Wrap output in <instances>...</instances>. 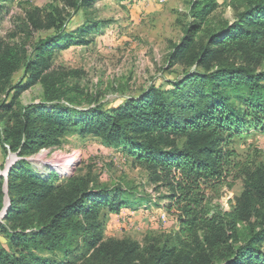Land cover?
<instances>
[{
    "label": "trees",
    "instance_id": "trees-1",
    "mask_svg": "<svg viewBox=\"0 0 264 264\" xmlns=\"http://www.w3.org/2000/svg\"><path fill=\"white\" fill-rule=\"evenodd\" d=\"M206 3L198 0L192 4L196 18L204 22L217 7ZM231 7L238 19L233 28L225 23L198 52L189 54L194 49L192 41L173 56L175 61H190V66L202 67L207 73L169 81L166 91L154 89L143 99L109 109L79 111L57 104L49 112L46 103L25 107L20 110L23 119H17L3 138L11 152L23 157L51 147L65 134L94 135L110 146L132 148L140 162L152 170L160 169L154 180L178 175L174 176L178 179L174 189L179 195L169 198L174 201L170 207L180 211L175 243L141 248L127 241H104L99 232V208L118 212L131 204V197L125 198L127 191L98 193L72 177L57 183L58 175L54 181H45L19 161L7 178L0 175V211L7 199L11 203L0 223L1 233L10 239L6 247L0 246V264H264V168L249 175L244 193L230 210L212 204L204 194L209 187L221 186L242 166L233 164L238 156L235 151L222 149L227 143L224 138L231 141L249 131L247 127L264 126V87L257 82L263 77H251L241 68L208 73L213 59L240 42L252 49L261 39L250 27L264 21V0H231ZM191 30L201 33L200 26ZM72 39L73 35H62L41 40L24 61V46L15 50L1 44L0 95L15 91L12 82L17 71L36 82L40 61L53 44ZM231 89L236 94L244 91L240 101L245 111L239 113L230 103ZM170 136L187 140L181 148L173 141L168 150L160 142L166 145L164 137ZM89 203L92 205L87 207Z\"/></svg>",
    "mask_w": 264,
    "mask_h": 264
},
{
    "label": "rangeland",
    "instance_id": "rangeland-1",
    "mask_svg": "<svg viewBox=\"0 0 264 264\" xmlns=\"http://www.w3.org/2000/svg\"><path fill=\"white\" fill-rule=\"evenodd\" d=\"M196 1L0 0V46L15 50L24 46L23 61L41 40L73 35L71 42L53 44L43 56L36 70L39 74L36 82L30 75L25 77L24 72L17 71L12 82L15 91L1 93L0 175L7 178L14 165L22 161L45 181H54L58 175L57 183L72 177L98 193L127 191L125 198L131 197V204L118 212H111L106 206L99 208L98 219L102 224L99 232L104 241H127L141 248L173 245L180 229V211L170 207L174 201L169 199L179 195L174 189L176 174L168 180H154L160 169L152 170L140 162L132 154V148L110 146L94 135L65 134L51 147L23 157L19 152H11L3 138L17 119H23L20 110L25 107L46 103L49 112L57 104L79 111L109 109L143 99L154 89L166 91L169 81L207 73L202 67L190 66V61H175L173 56L192 41L194 49L189 54L198 52L208 44L210 34L220 31L225 23L233 28L238 19L231 0H207L206 5L212 3L217 7L204 22L192 10ZM193 26H200L201 33L195 34ZM88 27L91 29L86 31ZM250 29L261 35L258 44L247 49L240 42L221 58L213 59L208 73L218 68H241L249 71L251 77H263L257 82L264 87V21ZM52 89H58V94H53ZM243 93L236 94L234 89L230 92V103L239 113L246 110L240 101ZM247 130L231 141L225 137L227 143L222 146L224 151L237 153L233 164L240 162L241 168L235 169L221 186L209 187L204 192L212 204L225 210H230L235 199L244 193L249 175L259 167L264 168V126ZM175 138L164 137L166 145L160 143L170 150L173 141L181 148L187 140ZM69 160L70 165L62 171L60 168ZM5 193L9 195L7 186ZM135 198L142 199L135 201ZM10 204L9 198L0 215L6 208L9 210ZM9 242L0 231V246L6 247ZM261 248L264 251V244Z\"/></svg>",
    "mask_w": 264,
    "mask_h": 264
},
{
    "label": "bare ground",
    "instance_id": "bare-ground-1",
    "mask_svg": "<svg viewBox=\"0 0 264 264\" xmlns=\"http://www.w3.org/2000/svg\"><path fill=\"white\" fill-rule=\"evenodd\" d=\"M72 160H69L68 163H65L60 169L63 171L65 168H67V166L70 165Z\"/></svg>",
    "mask_w": 264,
    "mask_h": 264
},
{
    "label": "water",
    "instance_id": "water-1",
    "mask_svg": "<svg viewBox=\"0 0 264 264\" xmlns=\"http://www.w3.org/2000/svg\"><path fill=\"white\" fill-rule=\"evenodd\" d=\"M8 208L5 209L4 213L0 215V219L3 218L7 214Z\"/></svg>",
    "mask_w": 264,
    "mask_h": 264
}]
</instances>
